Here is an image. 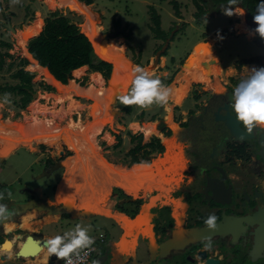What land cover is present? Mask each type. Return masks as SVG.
Returning a JSON list of instances; mask_svg holds the SVG:
<instances>
[{
    "label": "flooded vegetation",
    "instance_id": "obj_1",
    "mask_svg": "<svg viewBox=\"0 0 264 264\" xmlns=\"http://www.w3.org/2000/svg\"><path fill=\"white\" fill-rule=\"evenodd\" d=\"M214 3L215 6L212 8L211 0H208L204 7L206 11L200 13L199 17L193 16L198 28L204 24L203 22L208 17L223 11L228 1L225 4ZM235 7L244 9L243 19L240 20L238 17L237 20L229 17L227 22L230 21V24L218 31L208 32L205 28L199 33L202 39L193 44V47L201 42L211 44V56L202 63L203 67L208 68L205 69L207 72L211 71L210 65H213L217 70L215 74L213 72L209 74V82L193 80L190 82L195 77L194 73L197 70L195 68L185 96L181 99L180 94L185 93L184 86L188 83L181 85V89L173 94V98L170 96L168 106L162 107L164 114L161 117H158L156 113L147 116L146 109L138 111L136 106L119 108L117 105V102H120L119 97L115 99V109L111 106L112 121L115 127L107 132L116 141L114 150L125 146L121 144V134L127 132L130 146L122 160H115L111 163L101 154L97 136L103 134L104 129L102 128L96 131L97 135L95 133L93 145L90 144V138L86 146L81 144L77 137L73 140H69L67 137V140L60 139L67 141L68 146L72 149L80 147L85 149L79 152L74 151L76 155L65 150L57 152L40 149L42 157L39 160L42 162L45 174L51 175L58 171L59 169L55 171H50V169L61 162L65 168L66 181L72 184L76 173L81 172L82 183H78L75 190L76 195L77 193L81 194L80 199L77 198V200L84 203L85 210H90L92 204H100L97 196L106 197L111 190L100 194L93 191L95 188L93 180L94 178L99 180L98 174L103 170L102 161H104L119 169L117 175L111 179L118 184L107 185H115L112 190L114 189L116 192L112 199H115L114 207H118L119 211L133 218L139 213L142 205L148 204L155 198H162L149 207L151 212L149 234L152 233L156 244L166 242L173 232L179 233L180 236L193 232V230L203 232L196 240L184 242L181 247L180 244V250H164V257L157 259V256L152 264H207V259L213 260V264H262L261 262H264V235H260L261 232L264 233V129L257 127L253 133H247L243 124L236 120L235 113L231 108L233 89L250 76L248 68L264 67V40H261L259 35L254 32L257 25L253 22V18L248 16L247 9L241 3ZM197 10L195 6V11ZM151 22L150 20L148 27L153 33V38L163 41L159 48L153 52V66L154 72H156L162 59L164 60L163 57H167L168 47L174 40L177 34L174 31L178 27L175 25L174 30L167 34L161 28L160 22L159 29L166 36L156 38L151 29ZM236 24L241 27H236ZM181 25L180 29L182 30L185 24ZM233 37L235 39L242 37L245 41L261 46L263 53L230 58V54L222 50L220 43ZM166 40H168L166 49L156 56ZM125 55L127 56V54ZM127 57L134 63V66L139 65L142 61L139 58L133 60L129 56ZM171 59L175 60L174 57ZM248 59H251V62H244ZM210 61L212 63L209 65ZM179 63L182 64L183 59ZM216 65L220 66V71ZM111 69L112 67L108 74L106 69L96 71L103 77L105 86ZM82 77L87 78L88 74L75 77L77 79L74 80L79 81L80 83H78L81 85ZM172 77L173 74L168 79L158 78L164 85L172 88L176 85L174 83L168 86ZM215 78H218L222 89L215 90L213 88L214 84L212 85V83ZM76 82L74 83L77 84ZM219 83L216 87L219 86ZM98 89L100 88L98 87ZM103 93L101 100H105L104 104L106 105V102L110 101V94L108 90H104ZM179 101L180 103H178ZM101 107L103 108V105ZM96 108L102 109L100 106H96ZM90 111L89 113H91ZM109 122L108 120L103 128ZM132 124H138L140 127L145 126L144 129L148 137L144 136L140 127L134 130ZM74 125L76 124L74 123ZM99 125L101 126L102 122ZM154 126L155 128H153ZM58 127L57 125V130ZM95 127L96 124L93 131H95ZM65 141L64 143H66ZM54 142L44 143L54 146L56 144ZM157 155L162 161L150 165ZM141 164L146 165L155 177L154 187L156 190L153 189L150 193L144 190L139 191V195L136 197L133 194L127 195L120 187L116 186H120L127 179L138 184L140 178L136 179L130 173V176L127 177L120 170L124 168L133 172L134 168ZM168 166L170 168L164 173L167 178L164 181L162 180V169ZM98 185L100 186V183ZM4 191L12 192L14 189H8L7 186L0 183V192ZM132 197L134 199L130 201L129 199ZM88 204L91 208H87ZM56 206L57 204L53 210L56 209ZM95 212L98 211L95 210ZM209 215L218 217L215 231L208 230L204 225V220ZM65 217L70 218V216ZM208 238L211 239L212 246L210 249H205L204 242ZM136 242L137 245L140 244L141 239L137 238Z\"/></svg>",
    "mask_w": 264,
    "mask_h": 264
},
{
    "label": "rangeland",
    "instance_id": "obj_2",
    "mask_svg": "<svg viewBox=\"0 0 264 264\" xmlns=\"http://www.w3.org/2000/svg\"><path fill=\"white\" fill-rule=\"evenodd\" d=\"M73 1L77 2L80 8L74 7L72 1H69L70 3H68L60 2V0H20V3L13 4L12 0H0V40L11 43L12 47L8 51L14 54L15 57H24L28 60V62L30 61L31 64L28 67V63L26 69L28 67L30 71H35L37 76H39L36 77V79H41L46 85L50 86V90H45L40 86L36 87V90L33 93H37V96L34 98L32 94L31 100L24 108L18 107V105L15 103L13 104L11 100L12 96L10 97L11 103L4 104V94L0 93V117L2 123L6 124L9 120H18L22 122L24 133L28 135L25 137L26 140H30L34 144L33 149L20 146V148L17 149L15 153H13L9 158L5 159V166L8 168L3 166L0 167V183L3 186H7L8 189H17V187L22 188L24 185H27L31 188L36 184H45V192L46 194H49L48 185L51 182H56L57 173L50 178L43 177L42 180L37 179L36 182V179H33V177L41 172L38 170L39 168L42 169V166L40 162H37L38 159L35 158L36 155L30 154L27 152V150L36 151L39 148L44 151L51 150L58 152L63 150L64 152L65 150L70 152V154L73 153V155H76L74 154V151L76 152V150L70 148L68 146V142L65 140H67L66 137L69 138V140H73L75 137H77L80 143L86 146L91 133H93L95 125L94 122L90 121L91 117L89 111L91 108L96 111L95 113L97 115L99 114L100 119H104L100 129L107 123L108 120L110 121L109 124L103 128V134L97 136L98 147L100 148L101 154H103L106 160L110 161L111 163H113L115 160H122L130 146L129 136L127 132H123L121 134V144L125 146L121 147L120 149H113L114 145H116V141H114V137L110 136V134L107 132L112 128L114 129L115 127L112 121V115L109 116L106 113V106L110 101L105 105L104 110H102L104 112L96 108V106H100V104L97 102H99L102 94H104L103 91H95L98 88V85L103 84V77L99 75L98 72L93 71L87 65H85V67H83L79 73H75V71L73 73L72 71L73 77H80L85 73L88 74L87 78L82 77V85L79 84V81H77V84L83 87V89L88 87L85 88L84 91L91 90L89 94L92 96H89V94L87 96H83L82 94H86V92L79 93L77 90L69 91L67 89L68 87L72 88L73 86H78L74 82H69L70 80L75 81L74 78H69L68 82L65 83L64 86L60 87L59 90H57L54 84L47 81V72H45L46 67L42 68L41 65H38V63L35 61L36 59H34L33 56L28 52L26 42L28 39L34 37L42 30L44 24L43 21L49 15L51 7L62 4L60 6L66 7L64 13L73 17V19L78 22L81 30L87 32L88 34L90 33V29L95 30V27L102 34L110 32L114 33V37H108V42L111 45H116L117 51L125 52V54H127V56L133 60L138 58L140 60L142 59L139 66L147 69L151 75L154 77H165L168 79L171 74H173L171 83L168 84V86L173 85L174 83L176 84L178 82L177 78L180 77L181 74H183L182 78L188 79L183 84L188 83L190 86V82L192 80L209 82V74L212 72L215 74L217 72L216 68L213 65H210L212 63L211 61L209 62L211 71L207 72L205 69L208 68L202 66V63L207 61L211 56V44L209 43V47H206L207 42L198 43L194 47L193 44L196 41H200L202 39V36L199 33L205 28L208 30V32L212 30L218 31L230 24V21L227 22V18H229V16L224 15L223 11H221L219 14L208 17V19L203 22L204 24L198 28L193 20V12L195 11L193 0H95L92 4L87 5L86 7L77 0ZM172 1H176L178 3L179 15L177 12H175ZM211 4L215 5V3ZM150 7H153L156 10V13L160 16L161 28L167 34H170V32L174 30L175 25L178 27V29L174 31V33L177 32V34L174 40L170 42L168 47L167 57H163L164 60L162 59V62L159 64L160 67L156 72H154L155 68L153 66V52L159 48L163 41H161V39L159 41L154 39L152 36L153 33H151L148 27L151 19ZM30 14L32 15L31 17ZM207 16H209V14H207ZM243 16L244 14L233 15L231 17L232 19H237L239 17L241 20V18L243 19ZM27 18L29 21L27 24H25ZM8 23L10 24V27ZM116 23L119 26H116ZM182 23H184L185 26H183V29L181 30L180 25ZM235 26L241 27V25L238 24ZM11 28L15 29V31H12ZM128 32L131 34L130 38H126L125 36ZM220 46H222L223 51H226L230 54V58L252 56L256 53L259 54L258 52H260V54L263 53L261 46L253 42L245 41L242 37L239 39H235L234 37L232 39H228L226 42H221ZM191 48L193 49L189 55L188 52L191 50ZM5 49L7 48L0 46V51H4ZM172 57H174L175 60H172ZM182 59L183 63L180 64L179 62ZM8 61L9 60L6 59V63H8ZM193 63H196V66ZM189 65H192L194 69H197H195V77H193L191 80L190 77L193 75L194 70L192 73H187ZM216 67L219 69V71L221 70L220 66L216 65ZM250 69L251 68H248V70ZM10 81L12 80L9 78L7 73L0 75V84ZM218 83V78H215V81L212 83V85L214 84L213 88L215 90L222 89L220 83L219 86L216 87ZM186 92L187 91H185V93ZM182 94L183 95H181V99L183 96H185L184 93ZM180 101L178 103H180ZM114 103L115 102L112 103L113 108ZM117 105L119 108L125 107L120 102H117ZM139 110L141 109L138 108V111ZM152 113H156L158 117H161L164 114V110L160 106L153 105L151 108L146 109L147 116H150ZM71 120L76 124L73 127H71L70 124ZM49 124H55L59 126L56 135L60 134V139H65L64 141L66 143H64L63 140H60L57 143L54 142L56 143L54 146H49L44 143L45 141L43 139L32 141L33 138H35L38 134L51 136L45 133ZM132 127L134 130H137L140 126H138V124H132ZM144 127L145 126L140 127L139 129L143 131L145 137H148ZM153 128H155V126ZM113 151L117 152L118 154H115ZM161 161L162 159L157 155V157L152 160L150 165ZM169 168L170 166L162 169V180L164 181L167 179L164 176V173L169 170ZM61 173L62 175L59 181L60 183L65 175L64 166H62ZM15 177H17V179H15ZM18 179L21 181V185H18L20 182ZM80 182L81 179L79 176L73 180V183L75 184ZM73 183L72 186L74 185ZM72 188L75 191V187L73 186ZM114 192L116 191L111 189L106 197L97 196L100 204H96L97 208H95V205H91L93 210H102L99 209L101 208L100 206L106 203L105 201L111 199L115 194ZM80 195L81 194L77 193L78 199H80ZM144 199H146V197H144ZM117 208L118 207H116V209ZM261 263L264 264V262Z\"/></svg>",
    "mask_w": 264,
    "mask_h": 264
},
{
    "label": "trees",
    "instance_id": "obj_3",
    "mask_svg": "<svg viewBox=\"0 0 264 264\" xmlns=\"http://www.w3.org/2000/svg\"><path fill=\"white\" fill-rule=\"evenodd\" d=\"M80 1L89 5L95 0ZM211 1V3H225L228 0ZM207 2L208 0H193V3L198 9L194 12L193 16L199 17L200 13L206 11L204 7ZM259 2L260 0H239V3L247 9L248 16L251 18L256 14V7ZM172 3L175 12L178 13V3L176 1H172ZM214 6L213 4L212 8H214ZM150 8V20L152 21L151 29L156 38H164L166 34L159 29L160 16L153 7ZM65 9L66 7L60 5L51 7L49 15L44 20L41 32L28 39L26 42L28 52L38 61L41 67H46L50 73L63 84L67 83L69 78H73L72 71L73 73L74 71L75 73H79L85 65L89 66L93 71L106 69L108 74L111 64L101 60L94 54L91 42L87 36L80 31L78 22H76L73 17L64 13ZM116 26L119 25L116 23ZM87 35L89 34L87 33ZM125 36L126 38H130V32L126 33ZM0 46L7 48L4 51H0V75L7 73L12 80L0 84V93H10L12 96V103L17 104L18 107L24 108L31 100L36 87L40 86L45 90H50L49 85H46L41 79H36V77L39 76L28 69L31 64L30 61L28 62L24 57H15L14 54L8 51L12 47L11 43L0 40ZM6 59L9 60L8 63H6ZM244 62H251V59L245 60ZM28 63L27 70L26 66ZM72 81L73 80H70L69 82ZM102 83V85H98L100 88L99 90L105 87L103 79ZM64 215L67 217L69 216L68 213Z\"/></svg>",
    "mask_w": 264,
    "mask_h": 264
},
{
    "label": "water",
    "instance_id": "obj_4",
    "mask_svg": "<svg viewBox=\"0 0 264 264\" xmlns=\"http://www.w3.org/2000/svg\"><path fill=\"white\" fill-rule=\"evenodd\" d=\"M78 1L83 3L84 5H87L80 0H78ZM31 16L32 15L30 14V17ZM28 21L29 20L27 18V20L25 21V24H27ZM8 25L10 27L9 23H8ZM11 30L15 31L13 28H11ZM80 31L83 34H85L81 29H80ZM102 36L105 37V39H104L105 41H109L108 37H114V33H111V32L110 33H104V34H102ZM100 37L101 36H97V37L92 36V40H94V44L96 45V48H99V50L101 51L104 41L101 39L98 40ZM89 41L92 44L94 54L97 57H99L97 55V52H95L96 50H95V47H94L92 41L90 39H89ZM167 45H168V40L165 41L163 47L161 48L160 51L157 52L156 56H159V54L162 53L166 49ZM122 55L125 58V60L129 61L128 64L126 63L127 69L126 70L124 69L123 71H120V69H121L120 63L123 62V60H124L122 57L112 58V60L111 59L105 60V59H102L99 57L101 60H103L107 63H110L111 67H112L111 73L106 80V86L105 87L111 91V95H112L111 99L113 100V102L115 101V99L117 97H119L121 94H123L124 92L127 91L128 87L130 85V80L132 78L131 67L129 65L134 66V63L125 55V53H122ZM116 63H118V65L115 68ZM114 70H116V71H114ZM125 71L129 75H131L130 79H128L126 77L125 81H127V83H125L123 81L114 83L115 77L113 75V72H118V73L122 72L125 74ZM33 73L35 75H37L35 71H33ZM59 82H61V81H59ZM36 96H37V93H33V97L35 98ZM113 113H114V111H113ZM4 157L5 156L0 155V166H3ZM134 166H136V165H134ZM61 168H62V165L60 162V163L56 164L55 166H52L50 171H55V170H58ZM48 176L49 175L45 174L44 171H42V173L35 176L33 179H38V178L48 177ZM130 182H131V179L126 180V183H128V185H131ZM58 186L56 187V190H57ZM0 193L4 194V199L0 200V204L7 205L9 210L13 213L12 215H10V217H11L10 219H13V217L18 215L20 212H23L25 210H30L33 207L41 208V209L46 208V206L41 203L42 199L38 196L37 191L34 190L33 188H30V187H25V188H22L20 190H14L12 192L4 191V192H0ZM124 193L127 195H130L129 193H126L125 191H124ZM75 198L76 199H75L74 203H72V202H71V204L65 203V202H63V200L60 201L59 199H56V191H55V194L53 197V200H54L53 204H57V206H56L55 210H53L51 208V211L58 214V216L60 217L59 218L60 221H62V223L64 225L70 224L69 222H67V219H74V220H76V219H88L89 220L90 218L95 217L97 215H103V214H99V213H96V212H93L90 210H85L84 208H78L77 207V204H78L77 195L75 196ZM133 199L134 198L132 197L129 200L132 201ZM142 206L139 210V213L143 212ZM115 211L118 213L124 214L129 219H135L137 217V215L139 214L138 213L133 218H131V216L125 214L124 212L119 211L118 209H115ZM64 213H68L70 218H66ZM150 215H151V212L148 211L147 218H146V221L148 224L151 221ZM114 221H115V219H114ZM256 221H259V219H256ZM1 222H2V220H0V223ZM259 222H261V221H259ZM145 227H146L145 224L142 223L140 225H137L132 231H128V232L124 228H122L123 232L121 233L118 240L114 241L112 239H109L105 244L100 245L99 246V254L96 256H93L92 260L89 264H152V262L154 260H156L157 256H158L157 259L164 257V255H163L164 250H166V251L167 250H180V248H179L180 244H181L180 245V247H181L184 242H192V241L196 240V238H198V236L203 234V232L197 231V230H193V232H188L186 234H182L181 236L179 235V233L173 232L172 236L166 242H163L162 244H156L154 237H152V233L149 234L148 230ZM88 228H89V230L91 229V227H88ZM136 229H138L140 232L136 233ZM144 230H147V233ZM125 234H128V235H125ZM135 235H136V237H135ZM260 235L263 236L264 233L261 232ZM35 236H36V234H34V233L28 234L25 238V241L19 247L18 251L12 256V258L6 259L3 261L6 262L7 264H17L16 262L22 258H34V257L38 256L39 251L41 249V243H39L36 240ZM137 238L141 239V243L138 245L136 244ZM59 262H61V260H57L55 256H51L50 258L47 257L46 260H44V262L42 261L39 264H59ZM213 263H214L213 260L207 259V264H213ZM35 264H37V263H35Z\"/></svg>",
    "mask_w": 264,
    "mask_h": 264
},
{
    "label": "clouds",
    "instance_id": "obj_5",
    "mask_svg": "<svg viewBox=\"0 0 264 264\" xmlns=\"http://www.w3.org/2000/svg\"><path fill=\"white\" fill-rule=\"evenodd\" d=\"M12 3L18 4L20 0H12ZM236 5H239V0H228L223 14L229 17L243 15L244 9L235 7ZM253 22L257 25L254 32L259 35L261 40H264V0H260L257 4ZM249 71L250 76L233 89L231 108L235 113L236 120L243 124L247 133L251 134L257 127L264 129V67L252 68ZM131 75L129 88L119 96L123 106H136L140 109H149L153 105L168 106L171 89L164 85L158 77H154L147 69L139 65L131 69ZM10 97V93H5L3 103H11ZM3 199L4 194L0 193V200ZM12 214L7 205L0 204V220L7 219ZM217 221L216 215H209L204 220V225L208 230L215 231ZM88 232V227L77 224L62 236L57 235L48 239L46 241L48 258L55 256L57 260H62L63 264H74L73 257L79 259L81 251L91 249L95 243L94 238L89 236ZM211 246V239H206L205 249H210Z\"/></svg>",
    "mask_w": 264,
    "mask_h": 264
},
{
    "label": "bare ground",
    "instance_id": "obj_6",
    "mask_svg": "<svg viewBox=\"0 0 264 264\" xmlns=\"http://www.w3.org/2000/svg\"><path fill=\"white\" fill-rule=\"evenodd\" d=\"M69 1L73 2V6L74 7L80 8L79 4L77 2H74L73 0H60V2H68V3H70ZM79 3H81V2H79ZM81 4L83 6H85V7L87 6V5H84L83 3H81ZM60 5H62V4H60ZM83 32L85 33V35H87V33L85 31H83ZM92 36H94V37L101 36L98 39V40L101 39V40L104 41L101 51L99 50V48H96V45L94 44V40L93 41L91 40ZM87 37L92 41V43H93V45L95 47V50H96L95 52H97V55L100 58L105 59V60H109V59L112 60V58L122 57L124 60H123V62L120 63L121 64L120 71H123L124 69L125 70L127 69L126 63L128 64L129 61L125 60V58L123 57L122 53H124V52L117 51L116 45H111L108 41H105L104 40L105 37L102 36V34L98 31V29L96 27H95V30H93V29L91 30L90 29V33H89V35H87ZM206 47H209V44H207ZM38 65H39V63H38ZM117 65H118V63L115 64V68H116ZM129 66L132 69V66L131 65H129ZM42 68H44V67H42ZM45 70L44 71L47 72V77H46L47 81L52 83V84H54V86H55V88L57 90H59L60 87L64 86L63 83L59 82L58 80H56L52 76V74L50 73V71L47 68H45ZM193 70H194L193 66L189 65L187 73H192ZM114 71H116V70H114ZM113 75L115 77L114 83L115 82H122V81L127 83V81H125L126 77L128 79H130V77H131L130 75H128V73L126 71H125V74L122 73V72H119V73L118 72H113ZM182 75L183 74H181L180 77L177 78L178 82L176 83V85L173 86L172 88H170L171 89V94H170L171 97L173 96V94L176 91L180 90L181 89V85H183V83L188 80L187 78H182ZM188 88H189V85H186L185 88H184L185 89L184 91H187ZM68 89L72 90V91H74V89H76L79 93L87 92V91H84L85 89L80 88L78 86L77 87L74 86L73 88H68ZM86 90H88V89H86ZM96 90L102 92V91L108 90V89L105 87L102 90H99V89H96ZM88 91H91V90H88ZM108 91H109V94H110L109 95L110 96V102L109 103L106 102V103H108L107 106H106V110H107L106 113H107V115L111 116L112 115L111 106H112L113 100L111 99L112 98L111 97L112 96L111 95V91L110 90H108ZM89 96H92V95L89 94ZM98 100H99V97H98ZM104 101L105 100H101L100 99L99 102H98L100 104V108H102L101 106L103 105V108L101 110L104 109V106H105ZM95 112L96 111H94L92 109V111L90 113V117L92 118V122H94L96 124L95 131H93L92 135L90 136V139H91V143L90 144L91 145H93L96 131L98 129H100V127H99L100 125L99 124L104 120L103 118L100 119L99 118V114L97 115ZM70 124H71V127L74 126V122L72 120L70 121ZM97 124H98V126H97ZM22 126H23L22 122H20L18 120L17 121L9 120L6 124H4V123H2V120H1V117H0V155L1 156H5V157L8 156L14 149H16V148H18L20 146L21 147L23 146V147H26V148H29V149H33L34 144L30 140H26V138H25L26 137V133H24V130H23ZM102 129H103V127H102ZM57 132H58L57 125L49 124L48 131H46L45 133H47L48 135H51L52 137L51 136H45V134H38L35 138L38 139V140L39 139H43L45 142L59 141L60 140V134L56 135ZM69 144H70V141H69ZM73 150H76V151L79 152V151H84L85 149L83 147H80V148H76V149H73ZM102 167H103V170L98 174L99 177H100L99 180L97 178H94V180H93L94 181L93 185L95 187L93 191H95L98 194L105 193V192L109 191L110 189H112L113 187H115V185L107 186L108 184H118V183H116V181L111 180V179H112V177L117 175V173L119 172L118 171L119 169L117 167L114 168L113 166L105 163L104 161H102ZM120 168H122V167H120ZM120 171L122 173H124V175H126L127 177L130 176V174H131V176H134V178H136V179L140 178L138 184H136L134 182H130V184L131 183H133V184L128 185V183H126V181H123L120 184V186H116V187H120L126 193H129L130 195L133 194L134 197H136V196L139 195L138 194L139 191L144 190L145 192L148 191L150 193V192H152L153 189L156 190V188L154 187V185L156 184L155 177L153 176L152 173H150V171L148 170L146 165H143V164L138 165L137 167L134 168L133 172H131L130 170H126L124 168H122ZM77 176L81 177V172L76 173L75 178H77ZM98 183H100V186L98 185ZM73 184H74L73 186L75 188L78 187V184H75V183H73ZM73 186H72V184H69L66 181V176H64V180L61 181V183L59 184V186H58V188L56 190V199H59L60 201L63 200V202H65V203H70V204H71V202L74 203V201L76 199L75 198L76 190L74 191V189L72 188ZM125 189H129V190H125ZM98 194H96V195H98ZM87 195H89L88 192H87ZM159 199H162V198H155L153 200H150V202L148 204L143 205L142 206L143 207L142 208L143 212H140L135 219H129L124 214H121V213H118V212H116L114 214L109 209L104 207L103 205L100 206L102 208H99V209H102V210H98L97 213L113 217L118 223H120V225L127 232L128 231H132L137 225H140L142 223L145 224V226H146L145 228L148 230V232H150V225L146 221L147 214H148V211H149V207L151 205L155 204ZM83 206H84L83 202H81V203L79 202L77 204L78 208H81ZM91 207L88 206L87 208H91ZM93 212H94V210H93ZM136 230H137V232H140L138 229H136ZM147 230H144V231L147 233ZM7 243H9V242H6L5 244H7ZM5 244H4V246H5Z\"/></svg>",
    "mask_w": 264,
    "mask_h": 264
},
{
    "label": "crops",
    "instance_id": "obj_7",
    "mask_svg": "<svg viewBox=\"0 0 264 264\" xmlns=\"http://www.w3.org/2000/svg\"><path fill=\"white\" fill-rule=\"evenodd\" d=\"M193 64L196 66V63H193ZM75 90L76 89H74V91ZM89 92L90 91H87L86 94H82V95L87 96ZM182 93L180 95H183ZM35 140L37 139L33 138L32 141H35ZM19 148L20 147L14 149L8 156L4 157L3 167H6L5 159L9 158ZM27 152H29L30 154H35L36 155L35 158L38 159L37 162H40L39 159L40 157H42V155L40 154L41 152L40 148L37 149L36 151L27 150ZM38 171L39 172L41 171L40 173H42L43 169L39 168ZM56 173H57L56 182H51L48 185L49 194H46L45 192V187H46L44 186L45 184L43 185L36 184L31 187L37 191L38 196L42 199L41 203L46 206L45 209L33 207L30 210H25L23 212H20L18 215L14 216L13 219H10L11 217L9 216L7 219H3L2 222L0 223V245H1L0 246V264H7L3 260L12 258V256L18 251L19 247L25 241L26 236L32 233L36 234L35 236L36 240L39 243H41V249L39 251V255L34 258H22L16 262L17 264H35V263L39 264L42 261L44 262V260H46V258L48 257L46 241L57 235L62 236L65 232L72 230L77 224H80L83 227L85 226L91 227L88 234L89 236L94 238V241H95L94 245H96V251L94 253V256L99 254L100 245L105 244L109 239L117 241L118 238L120 237L121 233L123 232L122 231L123 227L116 220L114 221L112 217L106 216V215H97L95 217L90 218L89 220L88 219H76V220L67 219V222H69L70 224L64 225L62 221H60L59 219L60 217L58 216V214L51 211V208L52 209L55 208L54 207L55 204H53L54 203L53 197L56 191V187L60 183L59 181L62 175L61 169L49 175L48 177H44V178H50ZM15 179H17V177H15ZM38 179L42 180L43 177L38 178ZM18 181L20 180L18 179ZM36 182H37V179H36ZM21 184L22 183L20 181L18 185H21ZM54 186L56 187H55V191L53 192ZM25 187H29V186L24 185L22 188H25ZM22 188L17 187V189H14V190H20ZM105 202L106 203L104 204L102 203L103 206L115 214L116 213L115 211L116 208L114 207L115 199L111 198ZM88 206L89 204L87 205V207ZM92 208L90 211H93ZM95 208H97L96 205H95ZM94 212H95V209H94ZM99 237H103L104 241L100 243L98 241ZM6 242H9V243L5 244Z\"/></svg>",
    "mask_w": 264,
    "mask_h": 264
},
{
    "label": "built area",
    "instance_id": "obj_8",
    "mask_svg": "<svg viewBox=\"0 0 264 264\" xmlns=\"http://www.w3.org/2000/svg\"><path fill=\"white\" fill-rule=\"evenodd\" d=\"M77 78H75L76 80ZM98 241L101 243L104 241L103 237H99ZM96 251V245H93L91 249H86L81 251L80 258L77 259L75 256L73 257L74 264H89L92 260V257ZM60 264H63L61 260Z\"/></svg>",
    "mask_w": 264,
    "mask_h": 264
}]
</instances>
